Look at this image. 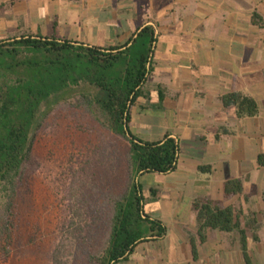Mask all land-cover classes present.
Here are the masks:
<instances>
[{"label": "crops", "instance_id": "1", "mask_svg": "<svg viewBox=\"0 0 264 264\" xmlns=\"http://www.w3.org/2000/svg\"><path fill=\"white\" fill-rule=\"evenodd\" d=\"M0 5V30L7 34H55L107 48L145 24L155 28L151 74L131 108L130 128L147 126V141L167 133L179 151L174 170L143 174L159 180L141 188L146 213L165 225V235L121 264H264V0ZM231 94L254 100L257 113L238 116L236 106L224 104ZM233 181L239 191L229 186L225 195ZM194 204L229 209L234 227L200 229Z\"/></svg>", "mask_w": 264, "mask_h": 264}, {"label": "trees", "instance_id": "2", "mask_svg": "<svg viewBox=\"0 0 264 264\" xmlns=\"http://www.w3.org/2000/svg\"><path fill=\"white\" fill-rule=\"evenodd\" d=\"M260 17L253 14L252 21ZM155 28L145 24L123 44L88 45L27 32L0 38V251L6 241L9 217L31 153L32 135L39 126L43 104L55 95L77 91L82 102L95 112L102 125L125 140L129 181L124 191L109 196L106 231L90 258L92 264H121L149 241L161 239L165 225L144 208L139 177L175 169L176 140L165 133L160 141H147L130 128L131 108L151 74ZM225 105L236 106L238 116H254L258 107L251 98L231 94ZM239 191L237 181L224 186L225 195ZM200 229L230 231L229 209L209 210L194 204ZM61 245L52 253L53 264H66Z\"/></svg>", "mask_w": 264, "mask_h": 264}, {"label": "rangeland", "instance_id": "3", "mask_svg": "<svg viewBox=\"0 0 264 264\" xmlns=\"http://www.w3.org/2000/svg\"><path fill=\"white\" fill-rule=\"evenodd\" d=\"M7 35L0 30V38ZM131 129L143 139L147 126ZM127 149V142L102 125L77 91L49 98L16 188L0 264H53L58 245L66 264H92L90 255L107 227V200L129 181ZM139 183L144 188L159 180L147 174Z\"/></svg>", "mask_w": 264, "mask_h": 264}]
</instances>
